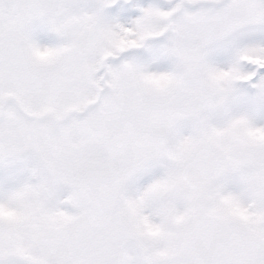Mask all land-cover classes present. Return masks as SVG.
Returning a JSON list of instances; mask_svg holds the SVG:
<instances>
[{
	"label": "snow or ice",
	"instance_id": "obj_1",
	"mask_svg": "<svg viewBox=\"0 0 264 264\" xmlns=\"http://www.w3.org/2000/svg\"><path fill=\"white\" fill-rule=\"evenodd\" d=\"M0 264H264V0H0Z\"/></svg>",
	"mask_w": 264,
	"mask_h": 264
}]
</instances>
